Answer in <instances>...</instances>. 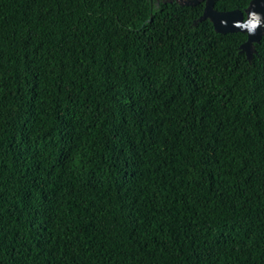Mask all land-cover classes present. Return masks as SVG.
I'll list each match as a JSON object with an SVG mask.
<instances>
[{"label":"trees","instance_id":"1","mask_svg":"<svg viewBox=\"0 0 264 264\" xmlns=\"http://www.w3.org/2000/svg\"><path fill=\"white\" fill-rule=\"evenodd\" d=\"M205 6L0 0V264H264V35Z\"/></svg>","mask_w":264,"mask_h":264},{"label":"water","instance_id":"2","mask_svg":"<svg viewBox=\"0 0 264 264\" xmlns=\"http://www.w3.org/2000/svg\"><path fill=\"white\" fill-rule=\"evenodd\" d=\"M178 2L184 4H195L203 0H177ZM206 1V6L204 10V17L210 18L217 31L220 32H246L247 39L242 44L244 53L248 59L252 57L253 54V43L258 42L262 35H264V0H252L244 12L234 9L231 11H219L214 9L216 0H204ZM256 12L261 17V25L257 27L254 35H250L246 29L235 26L237 23H244L250 19V13ZM245 13V14H244Z\"/></svg>","mask_w":264,"mask_h":264},{"label":"clouds","instance_id":"3","mask_svg":"<svg viewBox=\"0 0 264 264\" xmlns=\"http://www.w3.org/2000/svg\"><path fill=\"white\" fill-rule=\"evenodd\" d=\"M261 25V17L256 12L250 13V19L244 23H237L235 26L246 29L250 35H254L257 27Z\"/></svg>","mask_w":264,"mask_h":264}]
</instances>
